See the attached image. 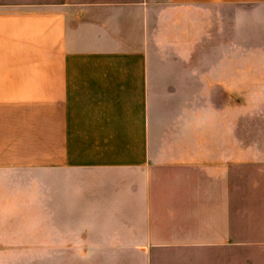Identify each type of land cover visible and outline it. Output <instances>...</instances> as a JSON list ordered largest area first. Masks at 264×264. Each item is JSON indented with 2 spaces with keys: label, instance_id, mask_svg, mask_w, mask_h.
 Returning a JSON list of instances; mask_svg holds the SVG:
<instances>
[{
  "label": "crops",
  "instance_id": "obj_1",
  "mask_svg": "<svg viewBox=\"0 0 264 264\" xmlns=\"http://www.w3.org/2000/svg\"><path fill=\"white\" fill-rule=\"evenodd\" d=\"M244 42L264 0H0V169L100 176L111 264H264V141L216 99Z\"/></svg>",
  "mask_w": 264,
  "mask_h": 264
},
{
  "label": "rangeland",
  "instance_id": "obj_2",
  "mask_svg": "<svg viewBox=\"0 0 264 264\" xmlns=\"http://www.w3.org/2000/svg\"><path fill=\"white\" fill-rule=\"evenodd\" d=\"M255 46L240 43L238 79L220 83L216 96L232 106L238 136L248 142L264 141V49ZM98 177L82 170L0 169V264H111L88 248L103 228L92 224L104 216L94 208L102 197L93 191Z\"/></svg>",
  "mask_w": 264,
  "mask_h": 264
}]
</instances>
